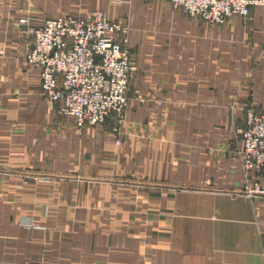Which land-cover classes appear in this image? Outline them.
Segmentation results:
<instances>
[{
  "label": "crops",
  "instance_id": "1",
  "mask_svg": "<svg viewBox=\"0 0 264 264\" xmlns=\"http://www.w3.org/2000/svg\"><path fill=\"white\" fill-rule=\"evenodd\" d=\"M6 1L0 182L11 186L0 197L23 196L34 216L47 197L55 204L48 229L23 230L32 256L48 251L60 264H264V197L246 194L264 175L245 178L236 142L247 105H264V6L211 27L164 0L167 12L133 24L132 87L149 100L190 99L189 136L180 128L186 121L179 124L188 109L138 104L132 90L118 129L111 121L78 128L52 110L40 70L24 59L33 40L8 27Z\"/></svg>",
  "mask_w": 264,
  "mask_h": 264
},
{
  "label": "built area",
  "instance_id": "2",
  "mask_svg": "<svg viewBox=\"0 0 264 264\" xmlns=\"http://www.w3.org/2000/svg\"><path fill=\"white\" fill-rule=\"evenodd\" d=\"M168 1L182 14L212 25H224L234 16L249 17L254 7L264 6V0ZM31 33L27 62L40 70L42 94L50 108L73 119L78 128L111 121L118 129L138 71L125 22L98 10L47 19ZM240 133L244 170L264 172V105L247 109ZM247 193L264 190L250 188Z\"/></svg>",
  "mask_w": 264,
  "mask_h": 264
},
{
  "label": "rangeland",
  "instance_id": "3",
  "mask_svg": "<svg viewBox=\"0 0 264 264\" xmlns=\"http://www.w3.org/2000/svg\"><path fill=\"white\" fill-rule=\"evenodd\" d=\"M6 2L7 4L4 5L3 16H8V27L18 29L20 36H27L32 40L33 35L31 33V29L33 27L42 25L45 20L54 17L71 14L87 15L93 11L99 10L106 13L108 18H110L111 20H123L126 26L129 28L131 34L133 30V24L136 23L144 25L146 23L145 21L140 20L141 18H143L144 14L165 13L168 9V6L164 4L168 1L164 0H148V2H146L145 0H7ZM114 6H117V11L115 14H113L112 11V7ZM170 7V11H172L173 13H178L187 18H190V16L182 14L180 11L174 9L171 5ZM151 23L159 24L165 22L153 21ZM209 25L211 27H215L212 24ZM30 48L31 44L29 49L24 54V59L26 62ZM177 87H180V85H177ZM181 88L182 86L179 90H181ZM131 90L133 94L135 90L138 91V93L135 92V96L133 97L138 104L143 105L145 103H148V101L153 100H149L147 95H145L140 88L131 86L130 91ZM152 102L154 103V107L165 110L171 106H174L175 103L178 109H188V116L179 117V124L183 125L184 121H186V124L180 127L181 132H185L188 130V135L190 136V99H182L176 102L153 100ZM250 107L249 105H247L245 109L243 126L241 130L245 127L246 111ZM255 107L259 108V106ZM232 108L234 109L235 106H233ZM176 119L178 120V118ZM172 121L176 122L175 120ZM153 129H155V127L151 128V130ZM241 130L238 134H236V142L238 141V145L241 143L242 139V135L240 133ZM239 155L245 178L250 179V174L252 172L259 177L264 175V172L257 173L254 171H250L246 173L243 168V162L240 152ZM35 177L38 178L34 179L37 183L48 182L43 180V178L47 177L45 174H36ZM29 181L24 180L23 184H28ZM255 185V188L252 189H256L257 187L264 190V185L262 183L258 184L257 182L255 183ZM5 186L10 187L11 183L7 184V182L4 181L0 182V189L2 187L3 192L7 191V188ZM246 187V194L250 195L249 193H247V191L250 189H248L249 184L248 186L246 185ZM7 195L8 196H4L3 198L0 197V264H60L57 259L51 258V255L47 258L48 251L46 253H39L40 256H32V251L27 249L26 245L22 243L24 236L23 230H26L27 228L48 229L50 227L48 225L54 223V198L47 197L45 201L40 202V213L34 216V214H29L30 209L26 205H23L24 202H27L24 200L26 198H22L23 196L20 197V195L17 194ZM259 196L264 197V193H259ZM58 237L59 233L56 232V234L52 237V240H55ZM53 251L55 254H58V247L55 246L53 248Z\"/></svg>",
  "mask_w": 264,
  "mask_h": 264
}]
</instances>
